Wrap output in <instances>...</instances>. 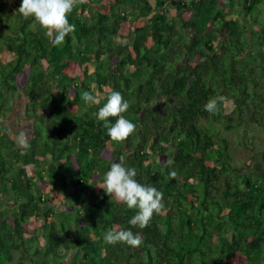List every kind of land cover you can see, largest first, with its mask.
<instances>
[{
	"label": "trees",
	"instance_id": "trees-1",
	"mask_svg": "<svg viewBox=\"0 0 264 264\" xmlns=\"http://www.w3.org/2000/svg\"><path fill=\"white\" fill-rule=\"evenodd\" d=\"M19 6L0 0V264H264V146L242 170L225 135L264 129V0H75L57 47ZM113 90L122 142L94 115ZM121 157L163 192L142 229L101 188Z\"/></svg>",
	"mask_w": 264,
	"mask_h": 264
},
{
	"label": "clouds",
	"instance_id": "clouds-1",
	"mask_svg": "<svg viewBox=\"0 0 264 264\" xmlns=\"http://www.w3.org/2000/svg\"><path fill=\"white\" fill-rule=\"evenodd\" d=\"M74 3L75 0H20L17 12L23 17L33 18L50 38V44L57 47L75 30V25L68 19ZM83 100L92 105L99 103L97 95L89 91L83 93ZM203 107L205 111L213 112L216 100L209 99ZM128 108V101L119 91L113 90L95 112L98 122L107 123L109 118H116L106 130L110 141L122 142L135 131V124L122 115ZM16 144L20 148L27 147L26 134L23 131L17 135ZM122 160L121 157L119 162L111 163L103 175L101 188L110 198L123 203L128 209H134L135 214L128 220V224L142 229L153 212L162 208L163 192L156 186L139 182L136 169L125 166ZM103 240L108 244L126 243L129 246H138L141 243L139 233H134L131 229H110L104 233Z\"/></svg>",
	"mask_w": 264,
	"mask_h": 264
},
{
	"label": "rangeland",
	"instance_id": "rangeland-1",
	"mask_svg": "<svg viewBox=\"0 0 264 264\" xmlns=\"http://www.w3.org/2000/svg\"><path fill=\"white\" fill-rule=\"evenodd\" d=\"M184 17L186 18L187 15ZM120 32L122 34L127 32L126 25L121 27ZM27 73L28 72L18 78L19 87L24 83ZM225 135L229 143V152L233 159V164L237 167L243 165L242 170L251 163L252 156L255 155V152L264 146V129H253V138L251 140L238 132H227ZM38 222L39 220L31 221L30 227L35 228L38 225Z\"/></svg>",
	"mask_w": 264,
	"mask_h": 264
}]
</instances>
